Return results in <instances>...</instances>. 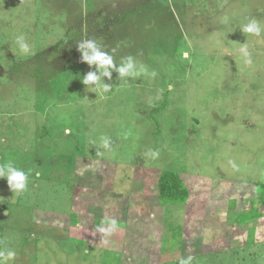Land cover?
<instances>
[{
  "label": "rangeland",
  "instance_id": "374dc122",
  "mask_svg": "<svg viewBox=\"0 0 264 264\" xmlns=\"http://www.w3.org/2000/svg\"><path fill=\"white\" fill-rule=\"evenodd\" d=\"M193 1L0 0V162L33 169L21 195L0 179V249L17 253L12 264H264V31L239 29L249 19L264 29V0ZM102 24L110 34L97 42L116 49L117 64L131 55L155 76L113 71L101 94L81 83L96 69L79 53L47 61L68 29L79 27L80 41ZM18 36L30 55L18 53ZM164 170L186 184L185 205H157ZM94 220L118 229L98 234Z\"/></svg>",
  "mask_w": 264,
  "mask_h": 264
},
{
  "label": "clouds",
  "instance_id": "9594fccd",
  "mask_svg": "<svg viewBox=\"0 0 264 264\" xmlns=\"http://www.w3.org/2000/svg\"><path fill=\"white\" fill-rule=\"evenodd\" d=\"M227 22V18H225ZM243 34L259 37L264 31L261 24L256 19H249L247 23L241 24L239 28ZM16 45L18 53L22 56L31 54V47L24 42L23 36L16 37ZM77 51L80 53L81 62L86 63L89 68L95 66L96 71H89L82 76L81 83L85 86V90L91 92L108 93L111 91L112 84L103 83L102 78H108L111 80L112 72L118 73L119 80H127V78H134L141 74H150L155 76V72L148 73L147 68L139 64L135 57L129 55L122 57L120 63L117 64L114 60V53L116 49H112L111 52H106L103 47L97 42L95 38L82 39L76 44ZM240 52L244 56V62L247 65L252 64L251 54L247 50V46L242 45ZM98 73V74H97ZM95 85V87H92ZM65 134L71 132L70 128H65ZM110 138H102V147L109 149ZM100 153H98L99 155ZM153 158L158 157L159 153L152 151ZM39 171L35 172V175L39 176ZM33 175V169L29 168L27 171L17 167L15 162L11 159L4 162H0V179H6L7 185L12 193L21 195L27 191L29 186V178ZM118 228L115 220L102 221L100 226H97L95 231L110 235ZM17 253L11 249H0V264H12L15 261ZM193 257L189 256L187 259L181 258L179 264H192Z\"/></svg>",
  "mask_w": 264,
  "mask_h": 264
},
{
  "label": "trees",
  "instance_id": "16d2710c",
  "mask_svg": "<svg viewBox=\"0 0 264 264\" xmlns=\"http://www.w3.org/2000/svg\"><path fill=\"white\" fill-rule=\"evenodd\" d=\"M181 3H182V5L187 6L188 3L194 4V1L193 0H181ZM147 6L151 7L152 4L148 3ZM160 6H164V4L160 3ZM137 8H138L137 10H139L140 6ZM164 9L167 10V8H164ZM135 13H137L136 10L131 13V18L134 17ZM124 17H126V14ZM99 19L97 18V21H99ZM149 21L151 22V19ZM76 23H77V19H76ZM76 23H75V25H76ZM91 24H93V23H91ZM104 27L105 26H103V24H102L101 29H100V33H96L98 35H95L96 30H93L91 25L87 26L84 29L85 33L90 34V35H88L87 39L95 38L96 40H98V39L101 40V38H104L108 33L106 30H104ZM79 33H80L79 27L76 28V26H74L73 28L68 29L66 36H64L61 39V42L59 44H57L54 49L50 50V54H49V56H47V57H49L47 61L50 62L51 60H54V59L59 58L61 56L62 57L63 56L64 57L65 56L70 57L74 54V52L79 53L77 51V48H76V44H77L78 39H79ZM109 34L110 33H108V35ZM15 71H16V68H14V70L12 72L16 73ZM40 73H41V68H36L34 70V72L32 73V76H34V78H36ZM165 104H166V101H165ZM164 108H165V105L163 103L155 105L152 109L151 114H155L157 112H160ZM261 189L264 192V186H262ZM156 190H157L158 204L162 208L185 205L187 203L189 197H190L189 189L187 188L186 184L181 179V176L179 175V173L174 172V171L164 170L160 173V175L157 179V182H156ZM258 202L262 207H264V194L258 198ZM258 216L259 215H257L256 213H254V214L251 213L248 215H238V217H235L234 220L240 224H243V223L248 222L250 218L258 217ZM70 219H71L72 223L75 222L74 221L75 217L73 214H71Z\"/></svg>",
  "mask_w": 264,
  "mask_h": 264
},
{
  "label": "crops",
  "instance_id": "0c3cea01",
  "mask_svg": "<svg viewBox=\"0 0 264 264\" xmlns=\"http://www.w3.org/2000/svg\"><path fill=\"white\" fill-rule=\"evenodd\" d=\"M88 166H91V164H89ZM88 168H90V167H88ZM88 171V170H87ZM78 174V173H77ZM86 176V175H85ZM89 176V175H88ZM87 182V181H86ZM91 183V182H90ZM76 187H78V186H76ZM84 186L83 185H80V189H82ZM156 193H157V190H156ZM189 193H190V191H189ZM191 195V194H190ZM190 198V197H189ZM157 201V205L159 206V204H158V200H156ZM188 202V201H187ZM76 204V201H75V198H74V205ZM77 207V205H75V208H74V217H75V222L74 223H72V221H71V219H70V217L68 218L69 220H68V222H69V224H70V226L71 227H76L78 224H77V222L76 221H78V208H76ZM80 207V209L81 210H83L84 208H86V209H84L86 212H87V214L85 213L84 215H88V212H89V210H92L93 209V207L90 205V204H86L85 205V207H83V206H79ZM160 207V206H159ZM81 210H79V211H81ZM76 211H77V213H76ZM49 212V211H48ZM50 213V212H49ZM52 214V213H51ZM55 215V214H54ZM57 216L61 219L62 217H65L64 215H62V214H57ZM127 216V215H126ZM123 220V219H122ZM123 221H125V220H123ZM123 221H120V222H118V223H122V226H121V228H119V229H121L120 230V233H121V236L125 233H127V230H126V226H127V224L125 223V222H123ZM135 222H137V221H134V223ZM93 224H94V226H95V228L97 227V226H100L101 224L99 223V221L98 220H94V222H93ZM124 226V228H122ZM81 229V228H80ZM118 229V228H117ZM117 229L115 230V231H117ZM98 233V232H97ZM98 234H100V233H98ZM102 234V233H101ZM90 236H91V234H89L88 236H86V235H81L80 237H79V239L78 240H80V239H85V240H88V241H91V242H93L94 244L95 243H98L99 241H101V243H98V245H101V246H105L106 244H109V243H115V244H119V242H125L124 241V238H122V237H120L121 239H116V236L114 235L113 237H112V239H110V241L108 240V241H105V240H103V239H99V237H95L96 239H94L93 241H92V239H90ZM102 244H104V245H102Z\"/></svg>",
  "mask_w": 264,
  "mask_h": 264
}]
</instances>
